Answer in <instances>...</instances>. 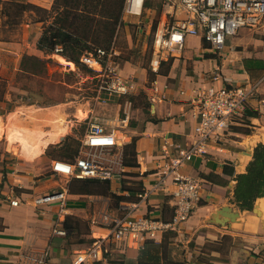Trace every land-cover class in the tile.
<instances>
[{"label":"crops","instance_id":"0c3cea01","mask_svg":"<svg viewBox=\"0 0 264 264\" xmlns=\"http://www.w3.org/2000/svg\"><path fill=\"white\" fill-rule=\"evenodd\" d=\"M153 1L146 0L141 15L128 14L123 8L119 26L124 15L143 17L157 12V28L162 0ZM117 32L110 48L119 51L118 72L134 83V90L97 104L103 109L100 117L117 140L115 147L106 150L112 152L101 153L100 157L107 163L114 161L116 176L108 181L88 178L101 180L89 182L88 192L77 190L87 179H73L78 183L68 185L63 206L34 203L38 194L66 186L49 174L40 178L36 170L30 169L26 174L14 173L7 180H0V264H39L37 259L42 257L48 264H74L77 252L109 233L108 217L132 212L171 219L174 186L168 182L156 187L166 161L163 148L166 141L173 149L176 143L192 139L197 122L193 101L196 91L211 83L210 76L216 68H220L229 84H246L264 74L257 62L246 63L247 59L264 62L261 56H246L234 69L224 61L219 66L214 57L201 58L218 50L199 34L188 37L184 50L170 55L168 69L160 72V66L158 71L153 70L151 78L146 68L120 61ZM191 47L196 51H189ZM168 59L166 55L162 63ZM139 89L148 95V109L134 103L135 96L131 94ZM233 126L223 146H213L205 158H195L181 168L200 180L202 193L179 230L164 233L159 243L149 240L141 248L114 241L109 244L110 253L84 264H264V195L257 196L246 208L237 195L239 176L249 173L257 148L264 144V86L250 98ZM243 128L251 132L245 134ZM123 178L139 182L123 181L127 185L123 186ZM101 184L118 196L116 202H111L112 197H102ZM15 198L20 203L14 206L11 200ZM55 228L65 233H55Z\"/></svg>","mask_w":264,"mask_h":264},{"label":"built area","instance_id":"2783aa9c","mask_svg":"<svg viewBox=\"0 0 264 264\" xmlns=\"http://www.w3.org/2000/svg\"><path fill=\"white\" fill-rule=\"evenodd\" d=\"M146 0H125L124 10L128 14L141 15ZM264 28V0H162L155 33L154 54L151 68L158 71L163 59L181 53L188 37L202 34L214 50H222L229 35L242 28ZM59 52L61 47H57ZM116 48H96L86 51L80 60L96 72V97L106 102L114 95H126L134 90V83L118 72ZM211 83L196 91L194 103L197 119L191 140L176 143L169 148L165 142L163 154L166 161L157 181V188L166 183L173 184L172 198L174 214L163 220L149 215H133L132 212L108 217L109 233L96 238L89 246L77 252L74 264H84L110 253L109 244L124 241L134 247H143L149 240L159 243L161 236L169 231L179 230L189 218L202 193L199 179L184 173L181 168L195 158H205L213 146L221 147L228 140L235 119L240 116L250 98L264 86V74L246 84H229L216 68L210 76ZM222 82L218 85V82ZM88 127L82 139V150L73 160L52 159L51 171L67 177V184L57 190L38 194L34 198L37 206L66 204L68 182L73 179H112L117 170L114 161L101 159L100 154L117 145L113 130L107 128L105 119L88 114ZM88 148L89 150H86ZM19 199H12L18 205ZM55 233L64 234L60 228ZM39 264H48L45 258L37 259Z\"/></svg>","mask_w":264,"mask_h":264},{"label":"rangeland","instance_id":"374dc122","mask_svg":"<svg viewBox=\"0 0 264 264\" xmlns=\"http://www.w3.org/2000/svg\"><path fill=\"white\" fill-rule=\"evenodd\" d=\"M54 1L0 0V116L4 118L0 123L2 181L14 173L26 174L32 169L40 174V178L49 174L61 186L67 184L66 176L51 171V163L56 158L73 160L75 151L78 149L79 153L82 150L88 121L75 116L76 107L87 102L91 115L102 116L103 109L97 107L96 72L81 60L70 59L57 50L47 52L37 47V40L52 19ZM156 21L157 12L143 17L124 15L117 32L120 61L146 68L151 78L154 74L150 60L154 50ZM189 51H196V48L191 47ZM209 54H203L201 58L214 57L220 62L219 66L222 67L224 61L227 67L233 69L246 56H261L264 59V28H242L227 37L224 49ZM25 56H35L46 63L33 67L34 63L29 60L24 66ZM177 57L185 60L183 56ZM170 59L171 56L169 61L162 63L160 72L168 69ZM187 65L192 68L191 63ZM131 96H135L136 106L144 109L150 107L148 95L143 89ZM59 104L66 106V111L61 110L62 115L54 108L59 109ZM49 109H54V112L49 114ZM247 129H242L245 134L250 131ZM37 151H42L41 160L34 164L27 163L25 158L31 159ZM129 180L139 182L130 178H123L122 182ZM74 182L78 183L71 180L68 185ZM124 182L123 186H127ZM99 187L103 198L112 197V203L118 200V196L112 190L107 191L105 185Z\"/></svg>","mask_w":264,"mask_h":264},{"label":"trees","instance_id":"16d2710c","mask_svg":"<svg viewBox=\"0 0 264 264\" xmlns=\"http://www.w3.org/2000/svg\"><path fill=\"white\" fill-rule=\"evenodd\" d=\"M124 3L125 0H55L51 9L52 19L37 40V47L47 52L61 47L59 52L73 60H80L86 51L99 47L109 49L121 22ZM24 60V66L29 60L34 63L33 67L46 63L35 56H25ZM247 62H257L260 68H264L261 59H247ZM77 154L78 149L74 157ZM239 178L238 200L244 208L251 207L257 196L264 195V144L257 148L249 173ZM83 181L84 185L77 189L80 192L91 190L89 182L101 180ZM71 191L76 190L72 188Z\"/></svg>","mask_w":264,"mask_h":264},{"label":"bare ground","instance_id":"6f19581e","mask_svg":"<svg viewBox=\"0 0 264 264\" xmlns=\"http://www.w3.org/2000/svg\"><path fill=\"white\" fill-rule=\"evenodd\" d=\"M68 104V103H67ZM58 107H59V109L58 108H56V107H54L56 110H57V112L60 114V115H62L63 114V112L62 111H66V106L65 105H62V104H59V105H57ZM92 108V107H91ZM62 110V111H61ZM49 114H51L52 112H54V109H49V111H47ZM88 114H89V105L87 104V102L86 103H80L77 107H76V110H75V116H77L78 117V119L79 120H82V119H84V118H87V116H88ZM3 117L2 116H0V123L3 121ZM75 123V122H74ZM70 125H72V123L70 124ZM68 127H69V125H68ZM64 129H66V127H64ZM63 136V135H62ZM41 152L42 151H37V152H34V154L32 155V158L31 159H28V158H25V161L27 162V163H29V164H34V162L36 163V162H38V161H40L41 160ZM37 166V165H36Z\"/></svg>","mask_w":264,"mask_h":264}]
</instances>
